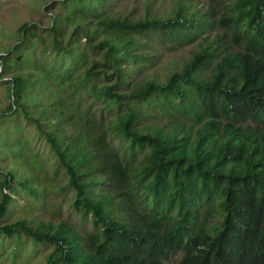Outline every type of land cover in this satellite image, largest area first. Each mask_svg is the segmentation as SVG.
I'll return each instance as SVG.
<instances>
[{
	"label": "trees",
	"instance_id": "1",
	"mask_svg": "<svg viewBox=\"0 0 264 264\" xmlns=\"http://www.w3.org/2000/svg\"><path fill=\"white\" fill-rule=\"evenodd\" d=\"M130 1L61 0L46 60L24 54L47 45L34 22L0 56V76L35 67L7 82L5 111L33 123L56 160L48 169L20 125L0 131V151L12 137L22 152L2 159L12 169L0 168V235L53 246L45 264H264V0H206L203 11L174 0L169 15L141 19L117 12ZM191 43L180 69L149 73L161 51ZM9 205L26 215L2 226Z\"/></svg>",
	"mask_w": 264,
	"mask_h": 264
},
{
	"label": "rangeland",
	"instance_id": "2",
	"mask_svg": "<svg viewBox=\"0 0 264 264\" xmlns=\"http://www.w3.org/2000/svg\"><path fill=\"white\" fill-rule=\"evenodd\" d=\"M148 2H146V0H139L137 2H122L119 3L120 6L117 8V12L130 14L136 19H141L147 15L153 16L156 14L162 17L169 15L174 5V0H148ZM198 2H200V11L206 9V7H204V3L206 2V0H198ZM147 7H151L150 10H148ZM220 9V7L216 8L217 11H219ZM66 10L67 8L61 4V0H0V56L4 54L5 51L8 52L12 50L19 42V40L22 39L20 29L24 25L34 22L38 26V32L40 34H44L47 45L39 46L34 51L25 50L26 53L24 52V54L35 52L38 55V61L46 60V58H48L47 54L51 53L52 51L51 47L53 44V33L48 30L53 23L52 15L64 12ZM219 14L220 13L218 12L215 17L219 18ZM220 32L223 31L219 29V27H216L214 29V32L211 33L212 38L216 37V34ZM196 45V43H191L186 46L173 45L170 49L161 51V56L157 60L156 66L151 68L149 73H152V76L158 80L166 79L172 71L180 69L183 64L190 59L191 53L197 50ZM11 56L16 58L18 55L12 54ZM67 64H69V62H67ZM28 70L35 71V67H33L32 64H27L25 67L17 64L6 74H3L5 79L3 78V76H0V115L3 116L0 124V131L8 128L6 135L16 136L17 133H15L14 130L15 126L20 125V139L22 140V142L24 144L32 143L34 149H37L43 156V160L48 161L47 168L51 169L50 167L55 164L56 160L54 159V153L49 143L45 140L44 136H42L37 131L36 126L33 123L27 121L26 119H20L18 122L12 121L8 123V121L11 119L5 111V109H7L12 103L7 82H10L12 80L11 77L13 75L23 73L25 74L28 72ZM35 98L36 100L42 99L45 102V100L43 99V94H37ZM167 121L168 120L165 118H156L151 119L148 124H152L153 126L155 124H159L160 126H163ZM112 141L115 145H122V143L116 136L112 139ZM15 147L16 142H14L12 137H9L8 140L3 142V150L0 151V168L3 173H9L12 168H9L2 159L15 161L16 159L13 157L22 154V152L20 151L12 150ZM124 150H126V147L124 148ZM23 154H26V151H24ZM134 163L136 165V162ZM46 172L47 170L44 173L45 180L42 182V184L47 185V192H50L52 189L49 187V179L46 176ZM3 179L4 176H2L0 173V183ZM22 179L23 176L19 175L16 184L17 190L20 192L17 195L24 198L26 190L19 185ZM62 184L63 183H61V185ZM38 191L39 188L36 187L34 189V192L37 193ZM0 194L2 195L1 187ZM60 195L63 197V199L66 200L67 203H69L71 192L68 189L62 191ZM21 197L13 198L15 200H18L21 205H25V201L21 199ZM53 208L54 211L59 212V198H56L53 202ZM9 210L10 211L7 213L5 220L1 222L2 226L11 224L18 218L24 217L26 215L25 212H23L22 210H15L11 205H9ZM31 211L35 213L36 216H39L43 221L49 219L50 215L47 212H43L40 210ZM62 217L69 219L72 223L75 222L76 224L81 225L77 217L73 214L70 216L69 214L64 212L62 214ZM14 240L15 239H10L5 235H0V264H45L46 257L54 250L53 246L46 244L36 247L37 245L33 244V242L28 239L26 240L28 242L27 250L24 245L19 242V240L17 241V243ZM177 263L178 258L172 260L167 264Z\"/></svg>",
	"mask_w": 264,
	"mask_h": 264
}]
</instances>
